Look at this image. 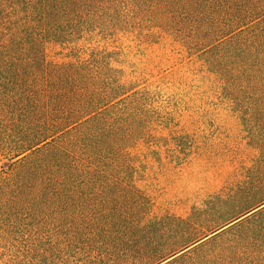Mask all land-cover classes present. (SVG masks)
Here are the masks:
<instances>
[{
  "label": "trees",
  "instance_id": "16d2710c",
  "mask_svg": "<svg viewBox=\"0 0 264 264\" xmlns=\"http://www.w3.org/2000/svg\"><path fill=\"white\" fill-rule=\"evenodd\" d=\"M157 72L264 144V0H0V231L81 214L83 228L33 232H85L96 253L67 264H162L264 205L262 187L251 207L214 226L154 210V192L168 186L156 171L185 163L168 140L206 137L187 131L200 106L177 120L151 82ZM160 153L170 162L139 161ZM253 162L264 169V157ZM248 241L201 264H264V231ZM11 248L0 264H11ZM42 254L31 264H44Z\"/></svg>",
  "mask_w": 264,
  "mask_h": 264
},
{
  "label": "rangeland",
  "instance_id": "374dc122",
  "mask_svg": "<svg viewBox=\"0 0 264 264\" xmlns=\"http://www.w3.org/2000/svg\"><path fill=\"white\" fill-rule=\"evenodd\" d=\"M163 70L169 71L168 67ZM162 73V72H161ZM161 73H155L151 82L157 81L163 94L165 105H170V110L175 111L177 120L181 119L184 109L187 107L196 110L200 106L201 118L194 127L187 128L188 133H193L197 127H201L205 133V139H169L168 145L181 146L184 151V165L170 173L157 170L155 177L161 182H167L168 186L156 189L152 203L154 210L165 211L180 216H188L190 213L194 219L207 222L209 225H217L225 221L228 215L238 214L248 206H252L255 199L259 197L258 191L264 187V169L253 166L255 159L264 157V144L258 147L256 143L260 139H248L247 128L232 118V114L221 112V117L210 114V107L199 105L194 102L195 97L190 98L187 93L179 94V91L171 85L170 79H163ZM165 73V72H163ZM204 112V113H203ZM205 115V117H203ZM227 116L230 117V121ZM212 120H211V119ZM186 119H188L186 117ZM218 130L219 139H211L214 123ZM234 123L232 124V122ZM190 124H187L189 127ZM164 139H156L155 144L163 148ZM264 143V139H262ZM142 163H169V158L162 153L152 159L141 158ZM4 165L0 162V166ZM261 195V194H260ZM130 203V201H128ZM250 206V207H251ZM64 206V210H65ZM76 209L81 211L82 207ZM197 210V211H196ZM196 211V213H195ZM233 214V215H234ZM129 215V214H128ZM224 215V216H223ZM3 227V223H0ZM87 223L86 218L81 215L62 216L48 218L38 222L6 223L4 227L26 229L25 232H14L5 235L0 231V259L11 258V245L14 246V259L11 264H31L42 254L44 264H67L68 259L77 258L79 261H87L96 253V248L85 244V232H65L64 235L54 237L44 235L40 237L33 232L34 228L43 226H63L70 228H83ZM264 231V205L251 213H248L200 241L196 248L189 253L167 264H201L212 256L242 239L246 245L251 236ZM74 244L69 240L74 238ZM24 245H33L30 251H23ZM39 247V249L37 248ZM189 249L181 252L183 254ZM10 260V259H9ZM82 264H105L106 261H97ZM30 262V263H29ZM79 262L75 263L78 264ZM163 263V264H165ZM107 264V263H106Z\"/></svg>",
  "mask_w": 264,
  "mask_h": 264
},
{
  "label": "water",
  "instance_id": "95a60500",
  "mask_svg": "<svg viewBox=\"0 0 264 264\" xmlns=\"http://www.w3.org/2000/svg\"><path fill=\"white\" fill-rule=\"evenodd\" d=\"M165 263V262H164ZM163 264V263H162Z\"/></svg>",
  "mask_w": 264,
  "mask_h": 264
}]
</instances>
